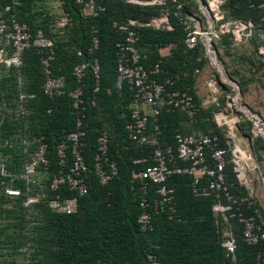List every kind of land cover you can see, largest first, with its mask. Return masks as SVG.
I'll return each mask as SVG.
<instances>
[{
    "label": "trees",
    "instance_id": "1",
    "mask_svg": "<svg viewBox=\"0 0 264 264\" xmlns=\"http://www.w3.org/2000/svg\"><path fill=\"white\" fill-rule=\"evenodd\" d=\"M41 2L0 0V18H15L26 23L33 35L38 29L44 31L45 36L53 42L52 71L55 75L65 76L67 92L75 86L73 67L77 63L97 58L100 67L99 91L93 92L95 81L89 67L83 87V129L86 132L84 156L90 169L87 176L89 190L87 194L77 197L75 213L55 212L45 200L28 207L24 205L28 191V194L36 195L43 188L46 197L55 195L49 190L50 180L58 169L67 167L71 162L68 154L67 163L60 166L56 148L65 135L75 129L77 114L67 94L50 98L43 93L45 75L40 60L42 54L35 47L24 50L20 67L0 62V137L4 138V146L0 148V163L4 164L6 173L0 172V264L8 261L14 263L16 259L15 264H150L148 251L157 255L159 264H233V260L226 257L222 246L225 223L212 210L215 195H195L190 176L173 174L168 177L166 183L174 190L176 212L173 218H169L167 208L164 212L155 213L153 228L147 232L138 228L140 209L131 190L132 186L140 184V180L132 178V172L153 163L152 154L156 144L174 147L177 133L218 134L223 138L224 128L216 125L213 115L211 120V113L205 114L204 110L198 108L192 89L191 73L201 64L195 51L202 47L187 49L184 31L174 20L170 31L137 27L138 48L146 54L144 66L151 68L160 61L161 74L151 75V78L164 82L167 77L173 76L176 88L194 97L197 110L191 115L181 110L166 111L160 107L157 121L150 120L148 124L149 141L145 144L135 143L128 139L125 130L134 105V91L127 83L120 88L117 86L115 45L124 40L125 33L113 27L112 23L116 21L122 24L128 18L145 22L159 15L162 7L137 5L128 0H95L105 7L104 10L96 16H83L81 5L76 0H64L60 15L66 11L71 23L55 31L53 25L56 16L44 10ZM258 2L224 0L222 9L226 11L225 19L251 21L256 31L264 29V10L250 6ZM168 6L171 8L170 3ZM94 30L99 43L90 52ZM0 37L4 41L2 34ZM249 42L252 43L256 62L264 65V54H257L261 42L255 38ZM170 43L176 44L177 50L174 49L167 57L162 56L159 47ZM220 43L232 47V39L228 35H223ZM79 50L82 52L80 56L77 55ZM179 73L186 75L180 77ZM20 93L35 96L20 101ZM227 98L228 95L224 97ZM212 107L214 110L218 108ZM246 122L244 120L242 125ZM155 125L159 129L156 142L153 141L157 132ZM101 129H107L110 134L109 159L118 166V174L105 185L99 183L93 171L96 138ZM33 135H43L48 144L49 167L46 170L41 168L42 173L48 172L50 176L45 187L43 180L33 185L19 176L23 172L26 157L20 150L24 145L22 140H27L25 146L31 152L34 149L31 144ZM225 173L230 190L235 195L248 194L235 177L231 163H227ZM7 185L22 190L20 196L13 197L18 203L15 208L6 205L7 200L12 199L4 194ZM27 187L30 188L28 191ZM155 187L153 185L151 189ZM58 191L63 197L74 195L66 185ZM257 207L261 208L258 204ZM230 222L237 243L236 262L264 264L258 257L259 253L264 252V241L254 245L246 243L242 223L237 218H231ZM12 226L16 230L18 228V233H10ZM18 252L22 253L21 260L18 259Z\"/></svg>",
    "mask_w": 264,
    "mask_h": 264
},
{
    "label": "built area",
    "instance_id": "2",
    "mask_svg": "<svg viewBox=\"0 0 264 264\" xmlns=\"http://www.w3.org/2000/svg\"><path fill=\"white\" fill-rule=\"evenodd\" d=\"M133 4L143 6H160L161 12L145 22L128 18L125 23L114 21L113 27L125 33L123 41L116 43V69L117 86L120 88L127 83L134 91V105L130 113V120L125 125L127 137L130 141L145 144L149 141L148 124L152 120L157 121L160 107L166 111L181 110L189 114H194L197 110L194 97L184 90H179L175 86L173 76L167 77L164 82L152 79L151 75L161 74L160 61L151 68H146L143 61L146 54L138 48L139 36L137 27L144 26L157 30L170 31L173 29L172 21L182 27L184 31V43L187 49H194L201 46L206 53L215 56L213 49L215 40H221L223 35H228L232 39V47L247 43L255 38L261 43L258 44L257 54H264V29L256 31L255 25L251 21H235L225 19V12L222 9L224 0H195L197 5L194 10H185V1L182 0H128ZM81 5L83 16H96L104 10V6L95 0H76ZM171 4V8L168 6ZM59 6L64 4V0H58ZM253 8L264 10V0L250 5ZM7 9L9 7H6ZM60 26L63 27L71 23L69 14L66 11L61 13ZM264 21V15L262 16ZM0 34L3 35L4 43L0 44V62L7 66L20 67L25 49L33 46L41 52L40 60L43 67L45 80L42 91L50 98L67 94L71 99L72 107L76 111V127L68 132L65 138L60 141L56 148V155L60 166L67 163L68 154L71 162L67 167L57 170L49 183V190L55 195L46 197L45 190L39 189L36 195L28 194L27 187L25 206L45 200L48 207L60 213H75L77 211V197L88 193L87 176L90 169L84 156L86 132L83 129V119L85 118V98H84V77L87 68H91L95 85L93 92L99 91L100 67L97 58L91 61L77 63L72 70L75 78V86L67 92V80L64 75H55L51 68L54 58L53 42L45 36L42 29H38L33 35L26 23L15 18H0ZM96 30L92 36V44L89 50L98 46ZM176 44L170 43L165 49L168 53L170 48ZM6 47H11L10 56L5 57ZM162 56V49H158ZM77 51V55H81ZM168 55V54H167ZM200 60V59H197ZM196 68L194 73H199ZM213 86L211 94L204 99V106L218 101V90H225V86L212 80ZM219 85V88H218ZM235 85V84H233ZM239 91L234 97L226 100V108L214 113V117L219 126L224 128V135L221 138L218 134H182L174 136V147H162L156 144L152 159L153 163L147 165L142 170L132 172V178L140 180V184L132 186L134 201L137 203L140 213L137 218V225L140 231L147 232L153 228V215L167 211L169 218H173L176 212V201L173 188L166 183L168 177L173 174H185L192 178V189L195 195H215V202L212 204L213 213L220 217L225 223L223 231L222 246L226 257L233 260V264H239L235 260L237 248L236 238L231 218H237L242 223L243 239L248 244H258L264 241V211L257 207L254 196L251 193V184L254 180L248 170L258 169L255 162V153L251 145L240 143V125L245 118L236 108ZM34 94L20 93L19 99L34 98ZM217 103V102H216ZM238 110V111H236ZM249 112L248 110H246ZM251 123L249 137L264 138V122L257 113H249L246 120ZM156 133L153 139L159 134L158 126L155 125ZM27 140H22L21 152L25 157V166L20 177L37 184L40 178L41 168L49 167L48 144L43 135H33L31 144L34 149L29 152L25 144ZM110 134L107 129H101L96 138V150L93 156V171L101 185L110 182L118 174V166L109 159ZM28 157V158H27ZM254 160V163L252 162ZM227 163L234 166L235 177L245 185L250 191L247 195H235L227 183L225 167ZM0 172L6 174L4 164L0 163ZM264 183V179L261 178ZM67 186L74 192L72 196L63 197L58 190L61 186ZM155 189H151L152 186ZM4 194L8 197H16L22 194L18 187L7 185L4 187ZM259 206V205H258ZM251 211L250 213L247 211ZM262 210V212H261ZM264 261V252L259 253ZM147 259L150 264H159L157 255L147 252ZM106 264V263H100Z\"/></svg>",
    "mask_w": 264,
    "mask_h": 264
},
{
    "label": "rangeland",
    "instance_id": "3",
    "mask_svg": "<svg viewBox=\"0 0 264 264\" xmlns=\"http://www.w3.org/2000/svg\"><path fill=\"white\" fill-rule=\"evenodd\" d=\"M185 1V10H194L196 9L197 5L195 0H182ZM42 8L44 10L51 13V15L56 16L55 24L53 25V29L56 31L61 28L60 22V12L61 8L58 4V0H42L41 2ZM155 7V6H154ZM225 11V10H223ZM226 12V11H225ZM45 34V33H44ZM4 41L0 37V44ZM228 44V42H225ZM167 46L159 47L162 49V53H167ZM177 50L176 46L170 48L169 52L171 53L173 50ZM213 49L216 51V58L217 62L220 65V69L217 63H214L213 59L211 61L209 54L204 51V49H197L195 54L197 55V59L201 64L196 66L200 72L198 74L191 73V83L192 89L195 94L197 103L199 105V109L204 110L205 114L211 113V120L214 111V107H202L200 104L202 103L203 99H206L209 94H211V86L207 85V80H215L217 83L226 86L230 92L232 97H234L239 91L238 95V103L237 109L244 118L246 115L248 116L249 113H257L264 122V65H261L259 62H256V58L253 54V47L252 43L247 42L236 47L230 46H222L219 40H215L213 43ZM6 54L5 57L10 56L11 47H6ZM174 50V51H175ZM166 54V55H167ZM186 54V51L184 52ZM193 54V53H192ZM168 56V55H167ZM166 56V57H167ZM192 57V55H190ZM260 64V65H259ZM194 68V69H195ZM187 73V72H186ZM186 74L179 73L180 77H184ZM225 76V77H224ZM225 78H229L234 82L235 85L225 81ZM248 110L249 112H247ZM208 112V113H207ZM208 116V115H207ZM207 119V118H206ZM210 119V118H208ZM246 124L242 127V133L248 134V130L251 129V123L249 120H246ZM222 128V127H221ZM240 143L243 145H252L255 142L258 143V152L259 155H263L264 152V138L260 137L258 139H246L245 136H239ZM256 140V141H255ZM262 144V145H260ZM4 146V138L0 137V148ZM1 151V150H0ZM9 156V155H8ZM264 156V155H263ZM264 161V159H263ZM49 173H40L39 180H43V187L49 181ZM12 199H8L6 205L11 206L13 208L17 207L18 203L16 198L11 197ZM16 231V232H15ZM14 226L10 228V233H18ZM20 251V249H19ZM17 253L18 259L21 260L22 253ZM16 256V257H17ZM17 261V259L15 260ZM11 262H6L5 264H15Z\"/></svg>",
    "mask_w": 264,
    "mask_h": 264
},
{
    "label": "crops",
    "instance_id": "4",
    "mask_svg": "<svg viewBox=\"0 0 264 264\" xmlns=\"http://www.w3.org/2000/svg\"><path fill=\"white\" fill-rule=\"evenodd\" d=\"M170 53V52H169ZM168 53V54H169ZM200 72V71H199ZM198 74V73H197ZM207 82V85L210 87H212L213 88V86L211 85L212 84V80L210 79V80H207L206 81ZM218 88H219V85H218ZM218 101H216V102H213V103H211L209 106H206V107H212V106H217L218 108H216L215 110H214V112H213V118H214V121H215V123H216V125L218 126V127H222V126H219L218 125V123L216 122V119H215V117H214V113L216 112V111H219L220 109H224V108H226L227 106H226V100L228 99V98H231L232 97V95H231V92H230V90L228 89V88H226L225 90H218ZM226 95H228V98L227 99H224V97L226 96ZM221 100H224L223 101V104H221ZM203 101H204V99L202 100V103L200 104V106H202V107H204L205 108V106H204V104H203ZM245 120H246V117H245ZM248 120V119H247ZM244 123V122H243ZM242 123V124H243ZM241 124V125H242ZM240 125V129H241V131L239 132V136H249L250 135V129L248 130V134H244V133H242V127H243V125L241 126ZM223 128V127H222ZM259 137H257V138H255V139H258ZM254 139V138H253ZM256 141V140H255ZM257 144L258 143H254V144H252L251 145V148H252V151L255 153V162L257 163V166H258V169H256V170H248L249 171V173H250V175H251V177L253 178V179H255L254 180V184H251V187H252V190H251V193L253 194V196H254V199H255V202L262 208V210L264 211V183L262 182V180H261V178H263L264 179V161H263V159H264V152H263V155L261 156V155H259V152H258V146H257ZM260 145H262V144H260ZM243 146H245V145H243ZM252 162L254 163V160H252ZM244 187H245V189L247 190V192L249 193L250 191H248V188L244 185Z\"/></svg>",
    "mask_w": 264,
    "mask_h": 264
},
{
    "label": "bare ground",
    "instance_id": "5",
    "mask_svg": "<svg viewBox=\"0 0 264 264\" xmlns=\"http://www.w3.org/2000/svg\"><path fill=\"white\" fill-rule=\"evenodd\" d=\"M212 59H213V61H214V63H217V65H218V67H219V69L221 68L220 67V65L218 64V62L216 61L217 60V58H215V56H211V61H212ZM221 70V69H220ZM221 72H222V70H221ZM225 77V76H224ZM226 80L225 81H227V82H229V83H231V84H234V82H232V80H230L229 78H225Z\"/></svg>",
    "mask_w": 264,
    "mask_h": 264
}]
</instances>
